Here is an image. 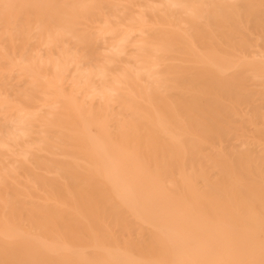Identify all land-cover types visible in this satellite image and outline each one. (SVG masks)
I'll list each match as a JSON object with an SVG mask.
<instances>
[{"label": "bare ground", "instance_id": "6f19581e", "mask_svg": "<svg viewBox=\"0 0 264 264\" xmlns=\"http://www.w3.org/2000/svg\"><path fill=\"white\" fill-rule=\"evenodd\" d=\"M59 1L63 5L70 4L69 12L66 13L70 15L68 19L62 18V13L56 6L57 1L44 9L42 0H34L35 10L43 11L44 21H50L51 29L43 38L44 45L50 44L53 36L75 39V42L83 44V40L74 34L72 26L77 22V12L88 16L87 1ZM167 1L169 9H194V4L188 3L192 0ZM9 3L10 0H0V25L6 27L0 33V50L6 55L9 44L15 41L25 44L28 42L27 37L20 36L28 30L26 24L5 20L7 17L11 18L8 14ZM235 5L238 10H244L248 8L249 2L236 0ZM140 22L147 38L144 50L152 51L157 56L161 54L163 59L170 57L172 52L181 50L182 42L195 35L188 33L182 36L157 23L147 25L142 19ZM9 25H13L14 37L9 36ZM102 31L106 34L112 30L103 28ZM132 33L134 34L133 31ZM126 39L127 36L121 37L118 47ZM122 52L123 50L116 49L114 55L119 56ZM6 57L10 59L16 72L31 79L36 93L41 94L45 101L48 95L52 97L48 100V108L60 106L63 111L58 122L51 123L46 106L42 108L43 105H40L41 108L34 109L37 106L32 98L23 95L27 97V101L26 107L19 109L22 113L21 122L24 124L23 128L18 129L19 137L25 138L28 132L47 137H38V143L31 142L35 146L27 150L14 149L18 162H15L16 166H0V217L8 225L28 221L31 223L30 228L38 231L36 236L42 234L44 241L41 237L39 239L43 242L37 237L38 240L23 234L13 236L2 232L0 264H264V157L227 158L225 155L219 161L220 173L211 177L202 172L205 188L196 186L195 172L187 170L193 155L187 153L183 146L191 141L198 147L203 139L215 135L216 120L211 114H206L200 105L201 93H198L195 84L179 82L177 69L161 71L160 79L154 80L149 73L133 67L129 79L124 81L110 77L104 69L97 72L93 70L94 73L83 70L78 74L74 72L76 75H73L72 89H68L60 81L65 62L57 63L55 60V63H49L48 70L51 73L47 74L42 69L45 62L41 59H38L40 63H36V58ZM194 61L201 64L206 73L214 75L219 84L232 88L241 83L239 75L245 68L264 73V60L252 64L242 62L220 66L212 56L198 53ZM36 64H40L41 68ZM91 77L97 79V85L92 87L89 86ZM140 79L145 83L143 87L136 88V81ZM110 82H117L119 85L112 87ZM180 86L189 91L190 101H179L184 92H171L173 88L179 89ZM207 91L213 90L207 88L201 92ZM186 103L188 104L185 105ZM0 105L5 107L9 102L1 99ZM113 106H117V112H112ZM67 117L74 122L71 121L72 124L68 125L64 121ZM54 126L59 127L57 133L72 140V151L63 150L62 155L65 156L56 160L44 159L40 152L49 151L53 147V141L60 142L59 138L52 141L50 136ZM112 126L117 130L116 135L106 130ZM188 127L192 130L190 135L179 134L178 130H186ZM199 128L203 129L199 131ZM160 138L167 140L169 144L164 147ZM164 149L173 153V163H168L166 157L164 164L161 163ZM38 159H41L40 166L43 169L54 167L50 182L44 179L46 175L42 177L36 172ZM172 165L177 166L179 171L173 175L171 187H166L163 184L164 168L169 169ZM24 171L29 177L36 176L45 191H53L55 199L70 205L77 215L67 218L54 205H42L38 211L25 206L20 199L21 193L13 195L10 192L13 182ZM74 172L81 173V179L75 178ZM68 193L72 194L71 199L66 198ZM29 201L25 202L30 203ZM160 201L162 207H158ZM246 209H251L254 213L247 216L244 214ZM56 223H62L64 227L61 239L50 231L51 224ZM137 227L139 232L134 237L132 231ZM25 230L27 233L28 230ZM77 231L91 239L90 248L81 249L69 245L77 238ZM130 255L135 258L130 259Z\"/></svg>", "mask_w": 264, "mask_h": 264}, {"label": "rangeland", "instance_id": "374dc122", "mask_svg": "<svg viewBox=\"0 0 264 264\" xmlns=\"http://www.w3.org/2000/svg\"><path fill=\"white\" fill-rule=\"evenodd\" d=\"M55 1H57L56 6L58 11L62 13V18L68 19L70 15L66 13L69 12L70 4L63 5L59 0H42V7L46 9ZM66 1L77 2L78 0ZM85 1H87L88 16L85 13L77 12V14H75L77 22L72 26L74 34L83 40V44L75 42V39L53 36V40L50 44L46 43L44 45L43 38L46 37L51 26L49 20L44 21L43 11L40 9L35 10L34 0H10L8 14L11 18L7 17L5 20L7 22L26 24L28 30L22 32L20 36L27 37L28 42L25 44L20 43V41H15L9 44L7 49L9 55H6L5 52L0 50V69L2 70L0 72V100L6 99L9 102L8 106L3 107L0 105V108H2L0 109V142L2 143H0V166H4L5 168L16 166L18 162L15 157L16 151H13L14 149L27 150L35 146L31 145V142L38 143V137H47L44 134L34 132H28L27 136L24 135L25 138L23 136L19 137L18 129L24 127V124L21 122L22 113L19 112V109L26 107L27 97H31L32 102L37 106L34 107V109L41 108L42 106L40 105H43L42 108L46 106L45 109L50 112L48 119L51 123L58 122L61 117V112L63 111V108L60 106L48 108L47 105L50 102L48 100L52 97H50V95L47 96L48 98L45 97L47 99L46 102L41 94L36 93L31 79L24 74L16 72L12 67L10 59L6 56H11L15 59H20L22 56L31 59L36 58V63H40L38 59H41L45 62L42 69H45L47 74L51 73L48 70L49 63H55L56 61L57 63L65 62V69L61 74L60 81L64 87L68 89H72V81L74 80L73 75L78 74L79 71L84 72L83 70H89L90 72L95 70L94 72H97L99 69H104L110 77L116 78L117 81H124L129 79L133 67L149 73L154 80L160 79L159 73L161 71L171 68L177 69L179 82L182 84H195L198 93H201L199 99L200 105H202L206 114H211V117L216 120L217 133L215 135L203 139L200 145L197 144L198 147L191 141H187L183 146L185 151L187 150V153L193 155L191 163L187 165V170L189 171L190 169V172H195L196 186L200 189L205 188L201 173L204 172L208 176L216 177L221 171L219 168V161L225 157V155L227 158L264 157V126H262L264 125V79H262L264 73H260L255 69L245 68L239 75L242 80L241 83L232 88L228 85L219 84L215 80L214 75L206 73V71L202 69L201 64L194 61L198 53L212 56L220 66H232L242 62L252 64L264 60V56L261 55L264 54V0H248L249 6L244 10H238V7L235 5L236 0H208V2L207 0L188 1L191 5L194 4L193 10L187 7L179 10L173 8L169 9L167 0ZM126 6L129 9H127ZM239 11H241L240 14ZM20 16L21 19L19 18ZM138 18L144 20L147 25H154V23H157L166 29L169 28V31L178 32V34L182 36L188 33L195 35H193L192 39L182 42L181 50L174 51L170 54V57L163 59V57L160 56L161 54L157 56V54L152 51L144 50L147 46V38L144 32V26L140 24L141 22ZM33 22H35V24ZM104 23L108 26L106 27L103 25ZM38 27H40V30H38ZM46 27H49V29ZM222 27H224L226 31ZM5 28L6 27L3 25H0V33L4 32ZM103 28L112 31L105 34L102 31ZM7 29L9 31V36L14 37L13 25H9ZM122 35L125 37L127 36V39L120 43L121 48L118 47V42L121 37H124ZM59 42L61 43L58 44ZM18 44L20 45L16 46ZM64 45L66 46L64 47ZM69 47L72 48L69 49ZM73 48L74 50H72ZM116 49H121L123 52L119 54V56L114 55ZM71 51L74 52L72 53ZM46 58H48V60ZM124 58L126 59L122 60ZM156 59L160 60L154 65ZM75 65L78 66L75 67ZM37 66L40 67V64ZM6 71L7 73H5ZM72 71L76 74H73ZM68 80L70 82H68ZM144 83L142 79L137 80L136 88L143 87ZM109 84L112 85V87H118L119 85L117 82H115V84L110 82ZM95 85H97V79L91 77L89 86L92 87ZM207 88H211L213 91L201 92ZM171 92H184V96L182 94V96L179 97V101H190L191 94L189 95V91L182 89L181 86L179 89L173 88ZM23 95H27V97L25 98ZM94 102H96V100ZM187 104L188 103L185 105ZM112 112H117V106H113ZM194 119H196V116ZM64 121L67 122L68 125L72 124L71 121L74 122V120L69 117L65 118ZM58 128L59 127L54 126V130L50 133V136L52 141L59 138L60 142L53 141V147H50L49 151L40 152V156L44 159L56 160L65 156L62 155L63 150L72 151V140L68 138V136L57 133L56 130H58ZM201 129L203 128H199V131ZM106 130L112 135L117 134V130L113 126ZM178 132L180 135L185 136L190 135L192 130L191 127H188L186 130L181 129L178 130ZM9 133L10 136L8 135ZM160 140L164 147L169 144L168 141L163 138H160ZM243 145L244 147H242ZM242 149L243 151H241ZM162 152L161 163L165 157L168 163H173V153L167 149L162 150ZM71 154L72 152L70 155ZM72 155H75L74 151ZM142 161L144 162L143 159ZM41 162V159H38L37 163L39 166H37L36 172L38 171L37 173L42 177L46 175L44 179L50 182L54 167L50 166L48 169H43L40 166ZM162 164H164V162ZM178 171V167L173 165L170 166L169 169H166V167L164 168L165 175L163 184L166 187H171L173 175H176ZM73 175L78 179L82 177L79 172H74ZM19 177L13 182V188L10 192L13 195L16 193L19 195V193H21L20 199L24 201V203H22L25 206H31L33 210L38 211L42 205H54L55 208L65 214L67 218L77 215L70 205L56 200L53 191H45L36 176L29 177L24 171ZM226 177L229 179L228 175H226ZM23 184H25V186ZM88 187L90 188V186ZM66 198L71 199L72 194H66ZM25 201H29L31 204ZM158 204L160 205L158 207H162L161 201ZM252 213L254 212L251 209H246L244 211V214L247 216H250ZM4 224L5 226L8 225L3 218L0 217V226H2L0 227V235L2 232H7V234L9 233L13 236L23 234L24 236L26 235V237H34L35 239H39V237L42 239L44 238L42 234L36 236L39 234L38 231H33V229L30 228L31 225H29L31 223L28 221H25V223L18 222L16 225H8L6 227ZM63 228L62 223L51 224L50 231L56 238L61 239L63 237ZM25 229L28 230L27 233L24 232L26 231ZM134 230L132 234L135 237V234L139 232V228H134ZM190 238L194 239L191 235ZM71 242L73 243H68L70 246L74 247L75 245V248L79 247L81 249H85V247L90 248L91 245V239L79 233L77 238ZM126 255L128 256L129 254ZM129 257L130 259L135 258L134 256L131 258V255Z\"/></svg>", "mask_w": 264, "mask_h": 264}]
</instances>
